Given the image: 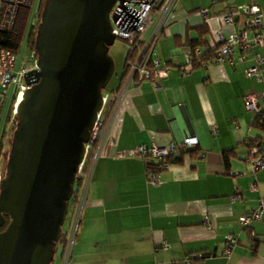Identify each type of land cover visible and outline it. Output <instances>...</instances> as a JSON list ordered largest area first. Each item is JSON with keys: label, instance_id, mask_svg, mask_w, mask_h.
I'll use <instances>...</instances> for the list:
<instances>
[{"label": "crops", "instance_id": "crops-1", "mask_svg": "<svg viewBox=\"0 0 264 264\" xmlns=\"http://www.w3.org/2000/svg\"><path fill=\"white\" fill-rule=\"evenodd\" d=\"M246 3L259 4L264 15V0L177 2L155 47L170 74L158 86L144 81L131 87L119 105L95 164L71 264H187L193 253L203 256L192 264H264V220L248 226L239 220L264 198V167L253 172L246 161L247 142L264 147V133L243 102L245 93L264 89V78L246 75L253 53L237 60L239 46L233 65L208 62L181 72L198 28L208 30L199 51L218 46V30L228 35L240 23L225 24L222 15ZM253 50L264 56V46ZM190 135L198 144L171 156L180 161L160 170L159 183L149 181L147 171L160 159L128 154L141 144L166 145ZM225 151H233L228 161ZM229 234L238 240L227 257ZM62 249L58 245L52 264H62Z\"/></svg>", "mask_w": 264, "mask_h": 264}, {"label": "water", "instance_id": "water-1", "mask_svg": "<svg viewBox=\"0 0 264 264\" xmlns=\"http://www.w3.org/2000/svg\"><path fill=\"white\" fill-rule=\"evenodd\" d=\"M116 1L46 0L35 42L39 70L17 104L0 180V264L54 260L76 172L115 72L109 12Z\"/></svg>", "mask_w": 264, "mask_h": 264}, {"label": "built area", "instance_id": "built-area-1", "mask_svg": "<svg viewBox=\"0 0 264 264\" xmlns=\"http://www.w3.org/2000/svg\"><path fill=\"white\" fill-rule=\"evenodd\" d=\"M32 1L0 0V34H3L0 37V111L10 99L12 122L16 119L17 104L25 91L33 85L35 72L39 70L37 65L38 51L30 40L32 30L38 24V17L35 16L30 21V35L25 44V53L21 58L22 44L18 48H10L2 42L7 39L4 35L11 33L15 28L20 10L31 4ZM178 1L124 0L121 2L117 0L109 12L115 41L120 39L126 42L127 54L118 88L113 91L106 90L103 93V107L98 112L95 125L90 132L88 142H86L83 160L76 172L67 216L62 225V235H65L62 243V264H71V250L100 148L124 96L131 87L144 81H149L158 86L170 74L171 66L162 62L155 55V47ZM220 1L226 0H211L213 3ZM203 13L207 14V9H203ZM222 21L232 26L240 23L228 35H225L223 29L218 30L220 38L218 46L214 48L207 46L200 51L198 50L199 53L210 49L214 52L210 60L204 64L229 62L233 65L236 62L233 57L235 48L239 46L241 52L237 60H245L249 53H253L254 63L246 68V75L262 80L264 78V56L253 50L255 45L264 46V15L259 4L238 5L233 13H224ZM250 32L253 34L250 35ZM192 69L193 56L188 54L186 64L181 72L187 74ZM243 102L245 107L254 115L252 125L258 126L264 133V89L260 92L245 93ZM198 142L197 136L190 135L179 142L171 141L166 145L152 144L148 146L141 144L130 150L128 154L137 155L144 159H160L161 162L156 168L149 167L147 171L148 180L152 183H159V172L168 168L169 157L177 154L180 149L189 150L195 147ZM246 161L253 172L263 168L264 147L260 145L249 146ZM239 220L244 226H248L253 221L264 220V198H261L258 205L250 212L241 215ZM237 240V236L234 234L227 235L225 256L230 255ZM202 256V253H193L186 259V262L192 264L194 258Z\"/></svg>", "mask_w": 264, "mask_h": 264}, {"label": "trees", "instance_id": "trees-1", "mask_svg": "<svg viewBox=\"0 0 264 264\" xmlns=\"http://www.w3.org/2000/svg\"><path fill=\"white\" fill-rule=\"evenodd\" d=\"M32 3H33V1L31 2V4ZM45 3H46V0L41 1V5H40L39 10H38L39 21L41 19L42 12H43L44 7H45ZM31 4L27 5L26 7H23L20 10L15 28L13 29V31L11 33L4 35L7 39L5 41H3L4 43L2 42V44H4L7 47H10V48H18L22 44V41H23L24 36L26 34V31L29 27L30 21L33 17L32 16L33 11L31 10ZM198 29H199V33H200L199 40L195 39V40H190L188 42L189 46H190V50H191V55L193 56V67L203 65L205 62L210 60V58L213 56V53H214L211 49L209 51H204L203 53L198 52V49H197L198 46L205 44V40H202V37L204 35H206L208 32L207 27L204 25L199 27ZM37 30H38V25H36V27L32 30V33H31L30 40H31L32 44H34V45L36 42ZM2 35L3 34H0V37H2ZM104 91L105 90L103 89V93H104ZM3 110H4V108L0 111V120H1V115H2ZM11 112L12 111H11V105H10L8 119L11 116ZM252 145H258L257 141H251L250 143H248V147L252 146ZM232 152L233 151H225L224 152L225 157H226V161H228V158L232 155ZM179 161H180V159H178V158L173 159L172 157H169V162H179ZM7 223H8V217H7V221H6V224L4 225V227L7 225ZM64 238H65V235L63 234L61 236V238L59 239V241L57 242V247L60 244L62 245V243L64 242Z\"/></svg>", "mask_w": 264, "mask_h": 264}, {"label": "rangeland", "instance_id": "rangeland-1", "mask_svg": "<svg viewBox=\"0 0 264 264\" xmlns=\"http://www.w3.org/2000/svg\"><path fill=\"white\" fill-rule=\"evenodd\" d=\"M39 0H33V12H32V19L35 17L34 11L38 7ZM30 35V29L28 27L24 39L22 41V47L20 51V58L25 53V44L28 40ZM109 54L113 57L115 61V72L109 81L108 85L104 88V90H109L115 86L117 81L119 80L123 66L127 54V44L123 40H116L109 48ZM9 109H10V99H8L7 103L5 104L4 110L1 115L0 120V176L3 178L6 173V162L9 157L12 141H13V132L16 129L17 118L12 122V112L11 116H9Z\"/></svg>", "mask_w": 264, "mask_h": 264}, {"label": "flooded vegetation", "instance_id": "flooded-vegetation-1", "mask_svg": "<svg viewBox=\"0 0 264 264\" xmlns=\"http://www.w3.org/2000/svg\"><path fill=\"white\" fill-rule=\"evenodd\" d=\"M41 1H42V0H39L38 7H37L36 10L34 11L35 16H37V17H38V10H39V7H40V5H41ZM31 10L33 11V3L31 4ZM38 24H39V21H38ZM38 24H37V25H38Z\"/></svg>", "mask_w": 264, "mask_h": 264}]
</instances>
